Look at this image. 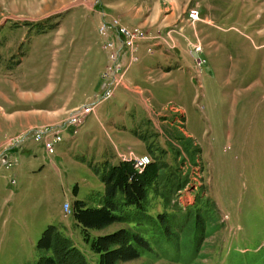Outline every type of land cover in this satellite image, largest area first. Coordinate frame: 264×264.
Segmentation results:
<instances>
[{
	"label": "rangeland",
	"instance_id": "374dc122",
	"mask_svg": "<svg viewBox=\"0 0 264 264\" xmlns=\"http://www.w3.org/2000/svg\"><path fill=\"white\" fill-rule=\"evenodd\" d=\"M102 1L0 0V86L6 77L16 79L24 73L34 76L36 71L37 87L51 77L61 83V77L77 75L78 69L66 67L62 75V64L55 66V56L91 57L93 51L87 53L85 46L96 40L98 47L105 48L106 38L99 32L104 14L118 17L129 27H142L146 38L158 33V25L123 22L122 11L110 10L117 16L109 15L99 8ZM110 1H120L121 7L132 14L143 8L150 22L160 12L162 18L175 12L177 21L171 27L179 29L185 40L175 48H168L166 43L170 50L164 49L169 55L166 59L176 56L170 64L160 58V47L149 46L150 51L149 47L142 48L140 61L127 72L129 87L120 86L113 97L98 104L78 127V133L66 129L54 139L53 151L59 143L63 149L55 158L60 171L44 169L30 179L20 177L13 183L11 170H6L10 175L0 186L9 198L4 204L0 201V264H33L44 230L60 220L90 263L100 264L70 214L71 207L76 200H86L92 191L104 190L90 162L115 159L118 148L124 153L130 149L141 152L131 140L136 134L146 138V155L165 161L173 173L182 171L188 184L173 194L172 203L177 208L166 206L162 198L152 202L150 211L159 224H149L147 231L155 252L121 264H264V0ZM195 6L201 17L212 19L213 24L201 22L202 18L192 22L188 11ZM99 10L103 15L100 23L96 15ZM78 44L84 49L80 50ZM197 46L201 47L199 51ZM94 52H98L102 69L85 70L95 73L99 84L96 92L100 93V73L106 70L109 56L106 49ZM26 54L28 57L18 66ZM197 58L204 60L202 65ZM159 65H172L171 69L182 65L181 80L171 83L170 77L158 71ZM11 69L17 71L11 73ZM135 87L150 93L142 95ZM67 90L60 91L58 101ZM96 92L86 106L102 98ZM16 139L18 136H10L0 143V161L9 150L22 147ZM123 159L132 161L126 156ZM38 162L46 164L43 155ZM203 196L214 200L220 209L215 213L219 229L206 237L201 255L192 259L189 253L198 247L200 218L206 216L198 212ZM66 202H70L68 211ZM158 213H166L168 222L179 231V246L167 239ZM187 233L191 235L189 240Z\"/></svg>",
	"mask_w": 264,
	"mask_h": 264
},
{
	"label": "trees",
	"instance_id": "16d2710c",
	"mask_svg": "<svg viewBox=\"0 0 264 264\" xmlns=\"http://www.w3.org/2000/svg\"><path fill=\"white\" fill-rule=\"evenodd\" d=\"M143 139L146 141V138ZM156 159L154 157L142 172L136 170L132 161L121 160L114 164L107 158L99 163L90 162L93 172L105 184V190L92 191L86 200L74 201L70 214L74 215L83 239L99 258L100 264H121L137 259L146 252H155L147 231L149 224L157 223L150 211L152 202L162 198L166 206L175 209L177 205L172 203L173 194L188 184L182 171L173 173L168 163ZM200 198H204V201L198 212H204L206 216L200 218L196 232L198 247L189 253L192 259L201 255V244L206 237L219 229L215 216L220 210L217 203L209 197ZM166 216V213H158L157 218L164 223L167 239L179 246V231L174 229ZM115 224H119V227L108 231ZM67 231L68 227L62 221L49 224L37 243L38 258L33 264H91L84 250ZM92 231L103 233L92 235ZM190 236L186 234L188 240ZM183 250L189 252L188 249ZM186 261L190 262V259Z\"/></svg>",
	"mask_w": 264,
	"mask_h": 264
},
{
	"label": "crops",
	"instance_id": "0c3cea01",
	"mask_svg": "<svg viewBox=\"0 0 264 264\" xmlns=\"http://www.w3.org/2000/svg\"><path fill=\"white\" fill-rule=\"evenodd\" d=\"M103 6L99 7L100 9L104 8L105 11L109 13L111 16H117L115 14H112L110 10H117L122 11L123 15L120 16L122 21H127V24H133L135 22H138V24H142L144 26H154L158 25V33L156 35H152L150 33V29L148 30V33L151 35H148L149 38H145L141 45H139V49L136 53V56L138 57L137 61H131L130 54L127 57V63L129 66L127 67L124 77L122 81L115 87L114 89V95L116 90L120 86L129 87L126 82V76L127 72L130 69L131 65L134 63H137L140 61V55L138 54L139 51L142 48L145 47H160V50L158 52L160 58H167L169 55L165 53L164 49L169 45L168 48H175L181 45V40L184 42L185 39H182L180 36L181 31L177 29L176 27H171L175 22L177 21L175 18V12H171L169 14H166L164 18H162L161 12L158 13L157 18L154 19L152 22L149 21V19L145 15V10L143 8H140L138 13L132 14L129 9L121 7V2H115V1H106L103 0ZM98 8V9H99ZM141 13V14H140ZM96 15L98 16L99 23L102 19L101 12L96 11ZM201 22L207 23V24H213V20L210 18H203L201 17ZM200 22V21H198ZM197 23V22H196ZM178 27V25H177ZM98 32V31H97ZM197 36L199 35V32L195 31ZM99 38L100 35L98 33ZM159 39V40H156ZM100 40V39H99ZM165 40L166 42H164ZM72 41H74L72 39ZM71 41V42H72ZM86 42H88V35L85 39ZM168 45H167V44ZM92 44V45H91ZM85 46V50L87 53H92L93 55L91 57H88L87 55L81 59L80 56L73 57V54L68 55H62L61 57L55 56V66L58 67L60 64H62V75L64 74V69H78V74L75 76L70 77H61L63 81L61 83L55 82L54 77L49 78V80H45L43 85L37 87V71L34 76H28L26 73L19 75L16 77V79H10V77H6L4 83L2 86H0V143L5 141L10 136H20L24 133H29L31 129L36 128H43L48 125H55L63 122L66 117L68 116V113L74 110L75 108H78L80 106L85 105V103L90 102L92 93H95L99 88V84L96 81L95 73L89 74L87 70L85 69H102V61L97 56V53L94 52L95 49L99 48V50L105 49L104 45L102 47H98V40H96L93 43ZM91 46V47H90ZM79 49H84L83 44H78ZM88 47L91 49L87 51ZM149 47L148 51H150L152 48ZM101 48V49H100ZM166 50H169V49ZM70 51L74 49V43L71 44ZM92 50V51H91ZM170 51V50H169ZM108 53V52H107ZM89 55V54H88ZM30 56V55H29ZM66 56V57H65ZM97 56V57H96ZM164 56V57H163ZM28 57L26 54L21 58V62L18 66H20L23 61ZM176 56L169 57L171 59H166L168 64L171 63L173 60L172 58ZM76 59V60H75ZM76 61V63H75ZM172 65L169 67H166L164 65H159L157 67L158 71L162 72L163 77H170L169 81L171 83H175L178 80H181L182 78V65L178 66V69H171ZM60 69V68H56ZM21 70V69H18ZM11 73L16 72V69H11ZM150 71V70H149ZM104 72V71H103ZM101 72V79H102V73ZM151 72V71H150ZM9 78V79H8ZM60 79V80H61ZM179 82V81H178ZM1 84V83H0ZM67 90V93L65 96H61L60 101H58V97L61 90ZM100 93H97V95H103V80L102 83H100ZM135 90L144 95L147 92L150 93L149 90L135 87ZM113 95V96H114ZM112 96V97H113ZM111 98V97H110ZM110 98H99V102L96 104L95 110L97 108V105L100 104L105 99ZM149 98H145V101ZM96 100V99H95ZM93 111V112H94ZM89 117V116H88ZM87 117V118H88ZM26 140L22 143V147L9 150L7 152V157L9 159H12L16 161V164L12 167L5 168L2 167L0 169V186L4 184V178L8 175H12V182H16V178L24 177L26 179H30L32 176H35L36 174L42 173L44 169H48V171L54 170L52 167L55 168V170L60 171L59 166L55 162V158L57 156L60 157V153L63 152L62 146L59 144L56 145V150L54 153H48L44 147L43 143L35 140L31 134L26 136ZM72 139L75 140V135H72ZM134 146L141 149V152H135L134 150L130 149L128 153H124L121 149H117L116 155L118 157L108 158L112 163H118L123 159V156H126L127 158L130 156L131 153L144 155L148 153V146L144 139L141 138L139 134H136L131 139ZM62 142V141H61ZM127 154V155H125ZM43 155L44 160L46 161V164L43 163L42 165L40 162H38L39 157ZM115 155V154H113ZM42 166L40 168L39 166ZM10 171V174H7V171ZM103 183V182H102ZM104 184V183H103ZM104 190H105V184ZM74 190V193L77 191ZM100 189V188H99ZM102 192L103 189H100ZM12 196H14L12 194ZM9 198H6L4 191H0V201L2 204L7 202ZM61 221V220H60ZM103 231H92V235L101 234Z\"/></svg>",
	"mask_w": 264,
	"mask_h": 264
},
{
	"label": "built area",
	"instance_id": "2783aa9c",
	"mask_svg": "<svg viewBox=\"0 0 264 264\" xmlns=\"http://www.w3.org/2000/svg\"><path fill=\"white\" fill-rule=\"evenodd\" d=\"M188 17L192 22L200 21L201 11L199 7H192L188 11ZM99 32L106 38L105 49L107 50L109 56V64L107 65L106 70L102 73L104 89L102 98L104 99L112 97L114 95L115 87L122 81L124 73L129 66V64L125 61L128 55H131L130 63L138 60V57L136 56L137 47L146 37L145 31L142 27H129L124 25L118 17L107 18L106 14H104L101 21ZM200 49V46L196 47V51H199ZM203 62V59L197 58L199 66L202 65ZM98 102L99 99L92 104L89 103L88 106L83 105L76 108L63 122L59 124L45 126L40 129H31L29 133H24L22 136H18L16 143H23L26 140V136L31 134L35 140L43 143V147L48 153H54V139H59L60 136L63 135V131L66 129H74V133H78V127L83 124L87 115L95 110ZM7 158V156L6 158L1 157L0 169L1 166L9 168L16 164L14 160ZM128 158L132 160L136 170L145 169V167L152 161L150 155L146 154L137 155L135 153H131ZM65 204H68L70 209V202H66Z\"/></svg>",
	"mask_w": 264,
	"mask_h": 264
},
{
	"label": "bare ground",
	"instance_id": "6f19581e",
	"mask_svg": "<svg viewBox=\"0 0 264 264\" xmlns=\"http://www.w3.org/2000/svg\"><path fill=\"white\" fill-rule=\"evenodd\" d=\"M139 172H142L144 169H137ZM66 210H69V205H66Z\"/></svg>",
	"mask_w": 264,
	"mask_h": 264
}]
</instances>
